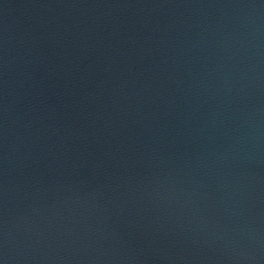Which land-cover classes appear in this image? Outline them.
<instances>
[{"label": "water", "instance_id": "1", "mask_svg": "<svg viewBox=\"0 0 264 264\" xmlns=\"http://www.w3.org/2000/svg\"><path fill=\"white\" fill-rule=\"evenodd\" d=\"M0 264H264V0H0Z\"/></svg>", "mask_w": 264, "mask_h": 264}]
</instances>
